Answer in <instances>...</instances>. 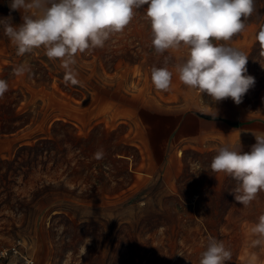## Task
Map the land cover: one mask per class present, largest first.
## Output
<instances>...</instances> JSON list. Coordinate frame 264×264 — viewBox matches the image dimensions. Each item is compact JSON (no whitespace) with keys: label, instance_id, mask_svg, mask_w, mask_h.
<instances>
[{"label":"rangeland","instance_id":"374dc122","mask_svg":"<svg viewBox=\"0 0 264 264\" xmlns=\"http://www.w3.org/2000/svg\"><path fill=\"white\" fill-rule=\"evenodd\" d=\"M147 7L104 47L76 55V84L43 47L18 56L10 44L1 53L9 88L0 99V246L18 242L19 252L0 264H199L209 236L232 250L226 264H245L251 251L264 264V248H249L264 191L244 207L230 192L235 181L209 167L218 147L240 142L250 152L256 138L241 127L217 135L197 114L210 109L205 93L182 84L175 68L187 50L155 52ZM255 7L234 37L256 81L235 109L239 119L264 118L256 39L264 0ZM20 64L30 76L13 73ZM153 67L173 73L167 91L155 88ZM13 116L19 126L1 129ZM43 137L55 142L50 156L19 151Z\"/></svg>","mask_w":264,"mask_h":264},{"label":"clouds","instance_id":"9594fccd","mask_svg":"<svg viewBox=\"0 0 264 264\" xmlns=\"http://www.w3.org/2000/svg\"><path fill=\"white\" fill-rule=\"evenodd\" d=\"M144 5L148 6L146 18L155 52L164 55L170 49L187 50L186 57L175 65L182 84L200 94L207 93L213 103L231 98L236 105L241 104L256 81L247 74L248 55L228 42L245 30L246 22L256 12L255 0H9L10 10L22 13V23L14 25L9 16L0 19V28L18 56L43 47L50 60H60L65 83L76 84V55L104 47ZM256 39L264 48V26ZM169 59L164 56V63ZM13 73L30 76L31 67L20 64ZM172 75L167 67H153L155 88L167 91ZM8 88V82L0 79V99ZM216 115L217 111L214 118ZM255 138L250 152H242L240 142L218 147L209 166L213 173H223L235 181L230 192L244 207L264 191V134ZM95 155L101 158L103 150ZM250 234L249 248H264V214ZM232 258V250L223 241L209 236L199 264H226ZM258 261L256 251H251L245 264Z\"/></svg>","mask_w":264,"mask_h":264},{"label":"crops","instance_id":"0c3cea01","mask_svg":"<svg viewBox=\"0 0 264 264\" xmlns=\"http://www.w3.org/2000/svg\"><path fill=\"white\" fill-rule=\"evenodd\" d=\"M11 16V22L14 25H19L22 23V13L20 11H11L9 8V0H0V19ZM243 39L241 37L239 38H233L230 42L231 46L236 47L240 50V46ZM219 43H224L223 41ZM12 44L11 41L7 36L4 35L3 29L0 28V55L2 52H4L8 46ZM205 97L209 102L210 109L206 110L205 113H209L213 116H215V113L217 111V115L214 118H207V121L209 123L217 124V135H220L222 131H232L235 128L241 127L242 130L246 132L247 135L255 136V135H261L264 134V118L257 117V116H249L244 119H239L240 117L244 116H238L236 113L237 109L236 105L231 98H228L221 102L213 103L211 102L210 97L205 93ZM216 109V110H215ZM204 112V111H202ZM201 116V115H200ZM228 120H239L241 121L238 125H232L228 122ZM255 134V135H254Z\"/></svg>","mask_w":264,"mask_h":264},{"label":"trees","instance_id":"16d2710c","mask_svg":"<svg viewBox=\"0 0 264 264\" xmlns=\"http://www.w3.org/2000/svg\"><path fill=\"white\" fill-rule=\"evenodd\" d=\"M264 21V19H263ZM197 114L203 116V117H207V118H213L214 116L209 114V113H205L202 111H196ZM18 116H13L9 120V123H3L1 126V129L3 130H12V129H16L19 124L14 123L17 120ZM60 121H58L57 123H59ZM229 123H231L232 125H238L241 121L239 120H228ZM54 133H56V129L53 128ZM55 150V142L52 138H48V137H43V138H39L37 139V141H35L32 144H23L20 146L19 151L20 152H25L27 151L28 155L32 158V159H36L38 155H46V156H50L51 155V151ZM17 155H19V153H17ZM32 155V156H31ZM120 158H117V160H119ZM2 161V160H0Z\"/></svg>","mask_w":264,"mask_h":264},{"label":"built area","instance_id":"2783aa9c","mask_svg":"<svg viewBox=\"0 0 264 264\" xmlns=\"http://www.w3.org/2000/svg\"><path fill=\"white\" fill-rule=\"evenodd\" d=\"M19 252L18 249V242H13L8 246H0V258L7 257L9 254ZM31 262L28 261L26 264H30Z\"/></svg>","mask_w":264,"mask_h":264}]
</instances>
